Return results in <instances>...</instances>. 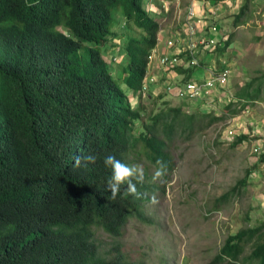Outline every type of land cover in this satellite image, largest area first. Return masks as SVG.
<instances>
[{
    "label": "trees",
    "instance_id": "16d2710c",
    "mask_svg": "<svg viewBox=\"0 0 264 264\" xmlns=\"http://www.w3.org/2000/svg\"><path fill=\"white\" fill-rule=\"evenodd\" d=\"M144 1L0 0V264H142L119 253L104 257L95 233L116 239L130 219L146 221V193L163 191L150 175L156 161L166 163L158 180L167 182L176 166L175 141H188L224 119L199 109L186 113L183 103L164 102L160 109L127 104L102 46L121 5L126 22L144 33L139 40L127 38L124 48L123 82L138 90L159 28L144 11ZM248 4L232 27L245 24ZM234 31L215 51L234 43ZM174 71L189 79V71ZM262 77L235 95L227 107H238L232 114L264 101ZM147 100L154 103L156 97L149 92ZM90 154L98 157L95 164L76 165L77 157ZM108 154L129 166L142 165L140 199L125 195L126 186L111 198L112 171L103 163ZM259 159L264 163V154ZM232 195L219 199L213 210ZM209 264H264V221L227 236Z\"/></svg>",
    "mask_w": 264,
    "mask_h": 264
},
{
    "label": "rangeland",
    "instance_id": "374dc122",
    "mask_svg": "<svg viewBox=\"0 0 264 264\" xmlns=\"http://www.w3.org/2000/svg\"><path fill=\"white\" fill-rule=\"evenodd\" d=\"M206 1H215L219 6L215 24L220 31L225 36L231 29H235L236 33L234 43L225 52H213L209 56L207 53L202 55L200 47L197 51L201 62L211 64L215 61L216 69L222 61L229 63L232 74L228 86L219 90L226 97L220 95L221 101L216 98L210 110H207L204 101L179 102L166 92L172 75L167 72L166 75L157 73V84L152 86L160 96L156 97L154 103H149L146 97L142 104L147 108L160 109L164 107V102L170 106L183 103L188 107L185 111L190 113L198 109L212 111L215 117L224 119L196 132L188 141H175L172 153L176 166L167 182L158 180L160 177L156 178L154 172L150 171V175L154 176L152 181H158L163 191L146 193L147 200L142 203L146 221L130 219L122 236L116 239L97 230L96 240L101 254L106 258L119 253L131 263L209 264L227 236L264 221V163L254 153V149H261L264 154V101L256 102L248 111L236 114L232 113L238 107L227 109L230 103H235V95L245 88L247 82L263 78L264 0ZM246 1L249 4L245 24L232 27ZM186 8V5L178 8L169 5V13L159 18L160 30L165 34L162 41L168 39V33L183 23L180 17H184ZM122 18L120 6L114 14L116 24L112 34L126 35ZM141 33L140 30L135 31L133 37L141 38ZM181 79L176 78L175 82L181 83ZM262 82L264 88V79ZM230 126L236 135L227 140L226 131ZM241 136L244 137L243 141L236 142ZM239 183L244 185L238 186ZM227 194H233L229 201L219 210H213L217 201ZM153 196L155 203L151 202Z\"/></svg>",
    "mask_w": 264,
    "mask_h": 264
},
{
    "label": "clouds",
    "instance_id": "9594fccd",
    "mask_svg": "<svg viewBox=\"0 0 264 264\" xmlns=\"http://www.w3.org/2000/svg\"><path fill=\"white\" fill-rule=\"evenodd\" d=\"M230 1V0H229ZM200 3V5L198 3ZM204 2H209L212 3L213 5H216L215 1H206V0H192V1H180V0H146L144 1L142 7L144 11L149 14L153 20L157 21L160 23L159 18L165 17L169 13V5H176L177 8L181 5H186V11L184 17H180L183 20V23L178 26L176 29H173L172 32H169V37L168 39L165 38L164 41L163 38L165 36L164 33L160 30V25L158 28V32L156 34V45L155 47L150 51L148 57H147V63H146V70L145 74L142 78L140 88L138 90H133L131 87L127 86L124 82L123 79L128 76L125 70V65L127 61L126 53H125V43L126 39L133 37L135 31H139L132 25L128 24L124 18H122V24L123 26L127 29L126 35L121 34L119 36L118 33H113L111 36L108 38V41L102 46V57L103 60L108 63L110 67V73L112 77L116 80V82L119 85V88L122 90V92L125 95L127 104L131 106L132 108L136 107L138 103H143V99L148 97V93L151 92L154 97H159L160 95H157L154 91L153 88L157 84V73L158 75H166L167 72H169L171 75V80L169 79V83L166 87V92L174 97L177 100H180L179 102H192V101H201L205 102L207 110H210L214 102H216V98L218 101H221L219 99V96L222 95L224 92H219V90H224L227 86L228 83L225 87L221 89H217L216 92L214 93V97H212V101L210 104L205 100V99H196V100H189V99H179L176 96L172 95L168 91L169 85H174V86H182L183 84L189 82L190 80H198L202 81L204 78H206L209 74V70H214L216 72H219L223 67L227 66L230 69L229 63L222 61V64L218 69H216V63L215 61H212L211 64H206L203 61L201 62L199 57L197 56V51L198 48L200 47V51L203 54L207 53L209 56L213 55V52H219L215 51L217 46H222L224 45V42L228 39V35L225 36L221 31L220 33L222 34L219 38L216 39V43L214 45H208L204 43L203 45L197 44V47L193 50H190L189 43L196 41L198 37L203 33L207 34L208 27H206L207 24L212 23L213 25L217 26L215 24V17H209V18H204L201 17L200 15L197 14V7L204 6ZM121 6V5H120ZM118 6L117 8H119ZM194 6L195 7V13H196V18L194 20H190L187 18V10L189 7ZM219 7V6H217ZM203 8V7H202ZM207 6L203 8V10L207 11ZM162 11H164V14H162ZM182 14V13H180ZM219 14V13H218ZM217 15V14H216ZM264 19V16H262ZM200 21V22H198ZM193 22V23H192ZM116 24V23H115ZM189 24H193L195 29H194V34L190 37L187 34L186 27ZM211 24V26H212ZM218 27V26H217ZM114 28V27H113ZM219 29V27H218ZM220 30V29H219ZM59 34L68 37L67 32L63 29L58 30ZM142 32V31H141ZM182 34L184 35L182 37ZM144 36V33H141V38ZM141 38H137L138 40ZM123 39V40H121ZM168 41L173 42V46L167 47ZM227 50V48H226ZM209 52V53H208ZM212 53V54H211ZM168 57L169 59L174 58L176 62L173 65H161L160 64V59L161 57ZM201 56V55H200ZM151 57V59H150ZM0 60H4V54L2 50L0 49ZM200 63L204 64L200 66ZM203 69L204 70V75L202 77H195L194 75L192 76V70L195 69ZM175 67H180L183 71H189L188 76L189 79L185 80V75L184 73L178 74L177 72L174 71ZM197 67V68H196ZM231 71V69H230ZM232 74V72H231ZM179 75H184V77H181L182 81L181 83L175 82L176 78ZM231 77V76H230ZM153 78L155 81H151L150 79ZM230 80V78H229ZM154 85V87H152ZM221 93V94H220ZM219 94V95H218ZM224 95V96H223ZM223 98L226 97V94H223ZM161 98V97H160ZM209 105H208V104ZM188 108V107H186ZM206 113H210L212 111H205ZM186 113H189L187 110ZM214 114V113H213ZM231 127V126H230ZM234 130V129H233ZM235 131V130H234ZM236 135V133H235ZM235 137V136H234ZM259 157V156H258ZM97 156L90 154L87 156H84L83 158L77 157L75 160L76 165H80L81 163L84 164L86 167L88 164H95L97 161ZM103 163L105 166L110 167L112 171L111 178L107 181V190L111 194V198L115 199L116 196L121 193L122 186L124 187V194L125 195H130L133 196L137 199H140L144 194L141 193L138 188L137 184H142L144 181V169L142 165H132L129 166L127 163L123 162L120 159H117L115 155L108 154L104 157ZM157 169L155 172V177L159 178L162 177L163 175L166 174L167 172V165L164 161L162 160H157ZM151 202L155 203L156 198L153 196L151 198Z\"/></svg>",
    "mask_w": 264,
    "mask_h": 264
},
{
    "label": "built area",
    "instance_id": "2783aa9c",
    "mask_svg": "<svg viewBox=\"0 0 264 264\" xmlns=\"http://www.w3.org/2000/svg\"><path fill=\"white\" fill-rule=\"evenodd\" d=\"M207 6V16L214 18L216 16L217 11L219 10L217 6L213 5L209 2H204ZM187 18L190 20H194L197 16L195 13V7L191 6L187 10ZM208 17V18H209ZM200 22V21H198ZM193 23V22H192ZM212 23L207 24L208 27L207 34H201L198 39L194 42L189 43V49L193 50L197 47V44L203 45L204 43L208 45H214L216 43L215 38H219L222 34L217 26L213 25ZM196 27V26H195ZM194 25L189 24L186 27L188 36H192L194 34ZM173 46V42L168 41L167 47ZM151 59V57H150ZM176 62L174 58L169 59L168 57L164 56L160 59L161 65H173ZM231 76V71L229 67H223L219 72L214 70H209V74L206 78L202 81L198 80H190L189 82L183 84L182 86H174L169 85L168 91L170 94L176 96L179 99H189V100H196V99H205L209 104L212 101V97H214V93L217 89H221L225 87L229 81ZM151 81H155L153 78L150 79ZM207 103V104H208ZM208 104V105H209ZM235 136V131L232 127H229L226 131V139L231 140ZM254 149V153H257L259 156L262 154V150Z\"/></svg>",
    "mask_w": 264,
    "mask_h": 264
},
{
    "label": "crops",
    "instance_id": "0c3cea01",
    "mask_svg": "<svg viewBox=\"0 0 264 264\" xmlns=\"http://www.w3.org/2000/svg\"><path fill=\"white\" fill-rule=\"evenodd\" d=\"M197 14L198 15H200L201 17H204V18H208L207 17V13H206V11L205 10H203V8L202 7H200V6H198L197 7ZM184 35L182 34V37H183ZM195 71V72H194ZM194 72V73H193ZM192 76L194 75L195 77L197 76V77H202L203 75H204V70L203 69H195V70H192ZM184 77V75H179V76H177V77Z\"/></svg>",
    "mask_w": 264,
    "mask_h": 264
}]
</instances>
